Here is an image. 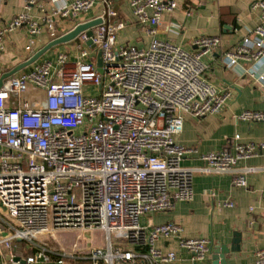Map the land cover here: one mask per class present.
<instances>
[{
    "label": "built area",
    "instance_id": "obj_1",
    "mask_svg": "<svg viewBox=\"0 0 264 264\" xmlns=\"http://www.w3.org/2000/svg\"><path fill=\"white\" fill-rule=\"evenodd\" d=\"M43 1L30 0L28 6L45 12ZM112 1L75 0L55 6L41 21L23 13L0 28V55L7 35L23 28L29 33L26 51L32 52L44 27L54 41L60 38L57 20L77 19L97 5L102 9V23L93 34L85 31L77 38L79 62L70 68L62 53L55 63H37L0 88V250L11 249L14 264H67L82 256L91 264H184L176 252L158 248L161 241H176L189 254L188 264H203L215 246L212 239L187 238L172 222L142 226L141 219L171 211L176 202L193 201L197 174L231 173L235 186L247 187V175L256 169L236 167L264 149L240 143L234 153L203 156L205 167H184L185 156L194 152L177 140L184 115H218L231 98L204 79L203 58L222 41L197 38L194 52L157 39L146 48L119 45L125 24L112 22L118 17ZM130 7L137 23L151 26L149 34L155 35L163 16L179 4L131 0ZM251 10L260 13L258 26L223 59L228 68L239 58L249 60L247 75L264 89V0ZM91 48L102 50V73L95 60L86 62ZM30 90L43 91L44 99L14 107ZM235 119L263 123L264 112L244 111ZM234 206L232 201L221 205ZM64 232H100L106 244L68 253L42 242ZM17 242L26 243L33 254H17ZM255 259L264 264V249Z\"/></svg>",
    "mask_w": 264,
    "mask_h": 264
},
{
    "label": "crops",
    "instance_id": "obj_2",
    "mask_svg": "<svg viewBox=\"0 0 264 264\" xmlns=\"http://www.w3.org/2000/svg\"><path fill=\"white\" fill-rule=\"evenodd\" d=\"M30 0H0V28L15 17L28 13L37 21L50 14L55 6L70 5L75 0H44L45 12L39 7L28 6ZM131 0H113L112 7L118 17L112 22L120 21L125 29L118 35L119 45H134L146 48L153 39L181 46L189 52L196 51L193 43L200 37H219L221 48L206 55L203 62L206 66L204 79L219 92H227L231 98L223 111L214 116L202 119L184 115V129L177 138L178 143L194 150L185 156L182 165L190 168L205 167L203 156L224 150L235 152L237 144L264 145V122H240L235 116L244 111L264 112V89L257 84L246 71L252 63L239 58L237 65L228 68L224 64V54L233 51L244 37L258 26L260 13L252 11L251 6L258 0H178L179 7L172 14L163 16L161 24L156 27L155 35H150L151 26H142L135 20L130 7ZM102 9L97 5L86 15L77 19L57 20L59 37L71 32L77 25L98 19ZM29 33L26 28L7 35L5 49L0 55V78L11 72L20 64L28 61L38 51L53 41L44 27L37 38L32 52H27ZM78 40L56 46L49 50L33 65L21 70L13 77L30 71L37 63L56 62L59 54L68 55L69 67L80 61L77 48ZM91 50L86 62L95 60L97 64L98 50ZM264 83V80H263ZM43 91L30 90L22 99L15 100L13 106L21 107L27 101L32 105L42 101ZM239 137V140L236 137ZM255 168V172L247 175V187L240 188L233 184L234 174H197L193 179L194 199L191 202H176L171 211L159 213L145 218L154 226L176 223L183 228L184 235L191 239H212L216 244L232 245L234 233H240V251L226 256L228 264H256L255 253L264 249V149L258 157L241 161L236 170ZM226 201L234 202L233 208L221 205ZM253 209L250 211V209ZM142 218V219H143ZM141 219V220H142ZM147 225V224H145ZM92 235V234H91ZM25 245L24 242L15 243ZM27 248V245L25 246ZM157 247L164 252L174 251L188 264L190 258L186 251L179 248L176 241H161ZM4 254L0 250V264H14L13 251ZM33 250L28 251L30 256ZM9 261V263L7 262ZM70 264H79L71 261ZM203 264H213L210 256Z\"/></svg>",
    "mask_w": 264,
    "mask_h": 264
},
{
    "label": "water",
    "instance_id": "obj_3",
    "mask_svg": "<svg viewBox=\"0 0 264 264\" xmlns=\"http://www.w3.org/2000/svg\"><path fill=\"white\" fill-rule=\"evenodd\" d=\"M102 23L101 19H96L93 21H89L86 23L79 24L75 29H73L71 32L67 33L66 35L52 41L47 46H45L43 49L38 51L33 57H31L28 61L20 64L15 69H13L11 72L4 74L0 78V88H2L4 81L10 79L11 77L15 76L18 72L21 70L33 65L36 63L41 57H43L49 50L52 48L69 43L71 41H74L78 38V36L82 33L87 31L89 35L93 34L92 29L96 26L100 25ZM92 43L90 42L89 45ZM97 69L100 73H102L103 68V57H102V50H98V56H97ZM240 233H234V239L232 241V245L229 247L228 245H221L216 244L212 249V261L213 264H228L226 260V256L230 253H235L240 251Z\"/></svg>",
    "mask_w": 264,
    "mask_h": 264
},
{
    "label": "rangeland",
    "instance_id": "obj_4",
    "mask_svg": "<svg viewBox=\"0 0 264 264\" xmlns=\"http://www.w3.org/2000/svg\"><path fill=\"white\" fill-rule=\"evenodd\" d=\"M95 50V49H94ZM94 90L95 89H91ZM146 221L145 218L141 220V225L145 226ZM42 242L45 243L48 247H51L52 249H65L66 252L71 253L74 250L77 249H85L89 247V244H91L92 247H104L106 244L105 237L100 232H94L92 235H83L79 234L78 232H64L59 233L55 235V237L47 236L42 238ZM25 245H18L16 244L17 251L19 254L24 252V254H28V251H30L29 247H25ZM4 254H7L9 251L5 249V247H2ZM82 255L83 252H80ZM23 255V256H25ZM83 260L78 261L79 264H91L90 261L86 260V257L82 256L80 257ZM9 263V261H7ZM71 260H67V264H70Z\"/></svg>",
    "mask_w": 264,
    "mask_h": 264
},
{
    "label": "trees",
    "instance_id": "obj_5",
    "mask_svg": "<svg viewBox=\"0 0 264 264\" xmlns=\"http://www.w3.org/2000/svg\"><path fill=\"white\" fill-rule=\"evenodd\" d=\"M31 254H33V252H31Z\"/></svg>",
    "mask_w": 264,
    "mask_h": 264
}]
</instances>
